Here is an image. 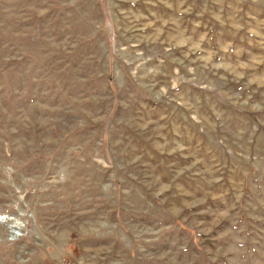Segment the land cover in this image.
Segmentation results:
<instances>
[{"label": "rangeland", "instance_id": "obj_1", "mask_svg": "<svg viewBox=\"0 0 264 264\" xmlns=\"http://www.w3.org/2000/svg\"><path fill=\"white\" fill-rule=\"evenodd\" d=\"M0 264H264V0H0Z\"/></svg>", "mask_w": 264, "mask_h": 264}]
</instances>
